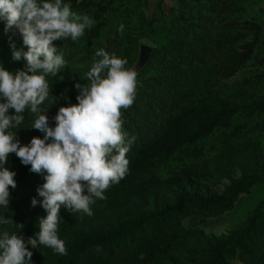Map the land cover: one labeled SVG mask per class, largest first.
Masks as SVG:
<instances>
[{
  "label": "trees",
  "instance_id": "trees-1",
  "mask_svg": "<svg viewBox=\"0 0 264 264\" xmlns=\"http://www.w3.org/2000/svg\"><path fill=\"white\" fill-rule=\"evenodd\" d=\"M218 2L177 0V10L168 15L161 11L159 45L137 73L133 104L121 109L122 131L127 139L136 137L126 153L125 177L105 191L106 200L90 205L91 216L61 207L57 234L67 255L29 244L33 256L26 264H231L234 259L264 264V200L242 226L222 235L182 226L192 209L214 215L230 211L240 195L264 181V89L255 91L254 78L248 76L234 86L212 81L216 74L228 80L254 61H264L261 20L242 21L248 3L262 0ZM239 22L251 27L233 31ZM222 24L227 28L216 30ZM5 27L0 19V66L15 73L26 61H14L10 45L14 42L19 50L23 41ZM249 35L252 39L245 40ZM89 41L83 46L71 38L53 42L67 62L56 76L47 75L50 96L40 105L53 128L59 109L78 103L76 84H90L86 73L93 58L85 66L79 62L101 48ZM134 50L129 44L108 53L126 59L127 69ZM194 70L209 85L192 83ZM254 77L264 83V72ZM24 117L19 127L9 130L21 146L45 135L31 128L35 116L30 110ZM5 167L16 173L17 186L9 188L8 208L0 206V219H11L0 224V234L7 230L27 241L39 232V218L47 215L40 203L32 206L33 198L43 200L37 189L45 180L15 153ZM223 180L229 184L220 193L212 184Z\"/></svg>",
  "mask_w": 264,
  "mask_h": 264
},
{
  "label": "clouds",
  "instance_id": "clouds-1",
  "mask_svg": "<svg viewBox=\"0 0 264 264\" xmlns=\"http://www.w3.org/2000/svg\"><path fill=\"white\" fill-rule=\"evenodd\" d=\"M0 19L6 21L5 32H18L22 37L23 48L17 50L14 42L10 45L12 59L26 61L25 68L15 73L0 66V206L8 208L9 188L17 186L16 173L5 167L10 154L15 153L45 180L37 189L43 200L32 199L33 207L40 203L47 212L39 218L35 237L25 241L7 230L0 234V264H26L33 256L29 244L67 255L65 242L57 234L61 207L91 216L90 205L96 199L106 200L105 191L125 177L126 153L136 137L127 139L122 131L121 109L134 102L137 71L125 68L126 59L98 49L86 73L90 84H76L78 103L61 107L53 128L47 110L40 108L50 96L46 77L56 76L67 63L53 42L69 38L76 42L95 21L73 11L63 0H0ZM118 31L123 33V24ZM10 109L15 114H9ZM26 109L35 116L31 128L45 135L21 146L16 133L9 130L23 123ZM10 222V218L0 219V224Z\"/></svg>",
  "mask_w": 264,
  "mask_h": 264
},
{
  "label": "rangeland",
  "instance_id": "rangeland-1",
  "mask_svg": "<svg viewBox=\"0 0 264 264\" xmlns=\"http://www.w3.org/2000/svg\"><path fill=\"white\" fill-rule=\"evenodd\" d=\"M217 1L221 5L230 0ZM63 2L70 4L73 11L79 14H87L95 21L94 25L90 29H85L84 35L79 38L78 41L82 46L86 43V40H90L91 44L95 43L107 52L113 53L122 49L124 45L133 44L135 50L132 56L134 58L127 69H134L137 73L146 65L140 66L143 54L142 49L144 47L149 48V60L152 52L159 45L163 23L157 20H159L161 11L168 15L172 10H177L178 8L177 0H63ZM234 6L239 10L237 4H234ZM247 7L248 15L242 21L244 19L256 20L257 22L261 20V37L264 39V0L254 5L249 2ZM153 19L155 20L153 21ZM121 24L124 25L123 33L118 31ZM250 27L245 22L243 24L239 22L232 30H245ZM225 28L227 27L222 24L218 25L216 30L220 31ZM250 39H252L251 35L245 38V40ZM239 43L243 44L244 38H241ZM88 50L90 52V47ZM95 52L92 55L89 54L90 57L88 59L81 60L79 65L85 66L88 64L89 60L94 57ZM254 62L255 64L242 69L228 80L219 79V75L216 74L212 81L217 82L219 86H234L243 81L245 76H248L249 78H254L251 86L257 85L253 88L255 91L264 89L263 81H259L254 77V75L264 72V61ZM195 71L197 70H194V73L192 72L191 82L196 83L197 87L209 85V83H205L203 75ZM58 99H63V97L58 96ZM227 184H229V181L223 180L220 184H212V186L221 193ZM263 200L264 181L257 183L247 193L240 195L230 211L214 215L211 213L201 214L192 209L186 218L183 219L182 226L186 230L199 229L207 234L222 235L242 226ZM230 263L243 264L238 259H234Z\"/></svg>",
  "mask_w": 264,
  "mask_h": 264
},
{
  "label": "water",
  "instance_id": "water-1",
  "mask_svg": "<svg viewBox=\"0 0 264 264\" xmlns=\"http://www.w3.org/2000/svg\"><path fill=\"white\" fill-rule=\"evenodd\" d=\"M142 51H143V54H142V58H141V61H140V63H141L140 66H143L144 64L147 63V60H148V57H149V54H150V50L147 47H144L142 49Z\"/></svg>",
  "mask_w": 264,
  "mask_h": 264
}]
</instances>
